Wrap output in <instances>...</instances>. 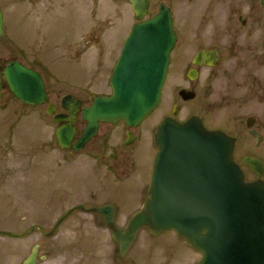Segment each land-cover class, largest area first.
<instances>
[{"label":"rangeland","instance_id":"obj_1","mask_svg":"<svg viewBox=\"0 0 264 264\" xmlns=\"http://www.w3.org/2000/svg\"><path fill=\"white\" fill-rule=\"evenodd\" d=\"M200 1L201 8L194 0H151L148 17L156 14L159 3L164 2L171 8L175 20L184 21L187 16L201 14L205 0ZM0 7L6 23V36L25 50V61H34L43 68L50 102L60 108L61 99L71 94L87 104L89 97L108 93V78L120 44L135 23L128 0H0ZM1 105L3 133L12 126L10 118L13 114L18 117L19 113L30 111L7 97L2 99ZM37 117L32 111L29 118H13L16 130L11 137L23 150L48 144L46 158L41 156L39 149L37 152L33 149L38 156L26 178H39L40 182L41 178H47L46 190L42 195L38 194L34 208L44 204L48 211L49 230L69 208L79 204L86 208L117 207L120 210L116 208V221L124 225L144 198L135 192L146 188L150 176L154 154L150 140L147 142L143 138L137 143L134 151L137 163L134 161V168L128 169V177L121 183L99 164L100 161L87 156L91 146L71 158L67 152L57 150L56 125L48 117L45 128ZM155 117L149 116L140 129L134 131L140 139L142 134L143 137L147 135L146 130L156 121ZM78 129H81L80 125ZM115 140L112 138L110 144L119 142ZM130 151L128 149L125 153L130 156ZM21 177L17 175V178ZM9 216L12 217L13 213L4 215ZM23 216L27 215L17 211L13 218L22 224L6 231L21 234L31 221L39 217L33 213L31 217L27 216V220L20 221ZM101 224L102 218L96 215L80 211L70 214L55 236L47 241L50 258L45 264H92V260L94 264H116L119 259H124L119 256L117 245L109 234L101 230ZM35 239L34 235L21 239L0 237V264H19ZM126 256L120 264H196L200 259V255L174 233L150 236L145 229L138 233L137 241Z\"/></svg>","mask_w":264,"mask_h":264},{"label":"water","instance_id":"obj_2","mask_svg":"<svg viewBox=\"0 0 264 264\" xmlns=\"http://www.w3.org/2000/svg\"><path fill=\"white\" fill-rule=\"evenodd\" d=\"M130 3L134 18L141 21L148 0ZM1 27L0 13V34ZM175 40L171 14L164 5L153 18L131 28L112 71L111 95L95 98L82 110L86 127L73 146L75 151L95 136L100 123L123 121L136 127L158 106ZM3 75L23 103L47 102L39 74L15 63ZM79 104L66 97L62 107L70 116L54 119L67 123L56 132L61 148L71 146ZM54 111L49 104L48 113ZM155 142L148 196L126 230L114 225L111 208L93 210L105 217L120 253L124 255L138 230L146 227L153 235L174 231L201 254L197 264H264V183L261 178L245 182L233 161V141L219 132L206 131L197 119H191L185 123L163 121ZM245 163L256 172L262 168L252 159ZM32 261L33 257L26 264Z\"/></svg>","mask_w":264,"mask_h":264},{"label":"flooded vegetation","instance_id":"obj_3","mask_svg":"<svg viewBox=\"0 0 264 264\" xmlns=\"http://www.w3.org/2000/svg\"><path fill=\"white\" fill-rule=\"evenodd\" d=\"M194 1L201 8V1ZM173 27L177 42L171 54L160 104L154 111L156 121L147 133H152L154 140L157 127L165 118L181 122L197 118L205 129L219 131L234 140V161L243 170L245 178L255 180L258 176L246 167L243 160L254 157L264 165V0H205L199 16H187L184 21L174 19ZM2 30L0 73L10 63L18 62L42 75L41 65L25 61V50L6 36L4 20ZM5 97L30 111H23L18 117L13 114L10 118L12 126L5 133L0 127V230L22 224L13 218L17 211L27 216L39 215L34 221L28 219L31 222L24 228V232L30 231L29 236L34 235L36 239L19 264H23L34 247L33 264H45L50 258L46 243L61 225L49 237L54 225L49 230L48 211L44 204L34 208L38 194L42 195L46 190L47 178H41L40 182L39 178L26 177L33 170L34 159L38 156L33 149L36 152L39 149L41 156L46 158L48 144L23 150L15 145L11 136L16 130L13 118H29L32 111L38 115L40 124L47 128V106L29 107L20 103L2 79L0 111ZM61 112L65 113L57 109V113ZM127 131L124 123L101 125L96 137L83 150L91 146L87 155L100 161L101 166L121 183L128 177V169H133L137 163L134 146L141 140L134 133L133 144L125 149ZM112 138L119 142L110 144ZM128 149L132 152L130 156L125 153ZM18 174L22 177L17 178ZM261 178L264 181V172ZM135 193L143 197L146 190ZM7 212L13 216L4 217ZM27 216L21 217L20 221L27 220ZM101 226L103 233L109 234L104 223ZM125 259H119L116 264Z\"/></svg>","mask_w":264,"mask_h":264}]
</instances>
